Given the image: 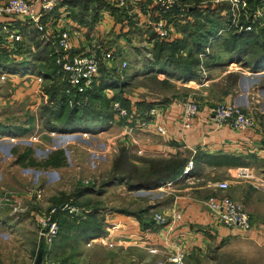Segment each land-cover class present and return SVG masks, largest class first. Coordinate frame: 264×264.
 <instances>
[{
	"label": "rangeland",
	"instance_id": "obj_1",
	"mask_svg": "<svg viewBox=\"0 0 264 264\" xmlns=\"http://www.w3.org/2000/svg\"><path fill=\"white\" fill-rule=\"evenodd\" d=\"M82 1L87 11L95 10L93 13L96 15L95 18L91 17L89 20L88 18L93 14L84 11L79 12L80 17L76 15L80 8L75 4V9L68 13L60 11L58 14L57 10L53 11L47 25L65 28L72 37L83 38L86 41L85 47L91 42L102 44L106 49L112 47L114 59L109 62V66L111 65L116 75L126 82L122 96L130 100L132 109L140 108L137 104L142 101L154 102L163 98H167L165 102L168 103L176 99L189 98L198 104L204 98H213L210 107L214 109L218 103L224 102L223 97L230 95L231 99L237 101L234 104L249 114L253 115V112H257L264 119V70L256 72L247 66L252 64L254 55L259 51L258 46L249 47V51L252 50L253 54L245 57L246 63L236 61L229 63V54L224 46V40L231 34L232 27L243 26L244 30L250 31L252 29L250 25L244 27L249 20L264 27V16L258 15L263 12L264 1L252 8L248 0H178L182 7L173 12L170 21L173 22L180 36H184L182 26H189L191 28L189 30H192L189 34L193 35L198 32L200 24L211 23L208 18L218 20L221 29L219 35L210 38L208 42L200 41L205 48L197 55L199 65L196 70L199 79L187 82L170 79L169 85L161 84V80H168L165 79L164 74H145L143 71L142 57L147 51L145 46H148L143 33L138 31L135 32V36L133 34L127 38L124 32L117 30V27L115 30L103 31L100 22L104 23L108 16L113 17L116 23L121 22L119 19L115 21L116 10H112L110 5H107L108 1ZM243 1L246 2L245 6ZM95 4L98 5L97 9L94 8ZM248 7L251 10L249 12ZM217 8H221L220 11ZM81 12L83 15L80 14ZM76 17L83 20V22L78 21V25L86 29L85 36L80 34L82 32L77 33L69 23ZM243 17L246 23L240 24ZM85 47H75V49L80 52ZM188 48L191 49L190 42ZM121 61L127 62V67L123 70L119 68ZM227 71L231 72L224 75ZM10 79L13 78L0 73V125L28 127L31 118H34V128L29 126L31 132L28 135L15 138L6 136L0 131V200L4 205L3 210L5 209L1 214H11L13 206H19L21 209L16 214H11L12 217L19 218L14 223V228L0 234V241H7L10 246L7 250L0 248V264H33L39 253L42 255L41 264H142V261L143 264L144 261L147 264H157L156 260L148 263L151 260L148 254L153 256L149 249L153 248L149 244L146 246L148 250L142 248V229L139 228V219L142 221V208H146L148 210L144 211V214L151 222L154 212H161L157 203L161 201L168 205L170 196L161 193L160 187L142 188L143 155L142 150L138 152L142 149V129L136 128L130 134L124 133L126 122L130 121H121L122 119L116 117L112 108L114 102H119L123 106L120 101L116 99L109 101V107L115 118L108 129L96 135L47 133L40 112L43 101L47 102V95L42 90V82L37 83L34 76L17 77L14 78V85L7 82ZM184 83H187V86L183 85ZM112 93L113 91H107V97L111 98ZM122 145L130 150L129 157L136 169L134 170V166L131 165L132 169L128 170L132 175H126L125 181L118 179L119 181L108 183L113 176V163ZM28 146L33 149L32 158L35 162H40L51 151L62 149L65 163L58 168L42 166L33 168L24 164L19 165L21 168L17 169L14 166L17 155L11 153L12 149L15 147V153L17 151L21 153ZM139 146L141 148H138ZM122 174L115 170L114 175ZM135 174L138 178H135ZM37 190L41 191L40 199L35 197L34 192ZM80 190L83 191L82 195L75 198ZM60 205L64 207H58ZM51 208H56V212L65 209L72 213V216L67 217V221L62 224H59L55 216L61 233L50 244H46L38 235L35 214L47 213ZM121 220L136 224V235L130 245H126L123 241H115L117 237L115 239L114 236L119 229L114 231L113 237L109 235L110 237L106 238L107 234H113L111 227L115 222L119 221L121 225H127ZM22 221L25 223L24 229L17 226V223ZM98 227L103 232L99 237L92 238V230ZM110 238L112 240H108ZM234 243L229 247L233 249H226L230 252L226 250L220 252V248L212 246L204 255L205 261L209 264H220L221 261H229L228 263L233 261L232 264H254L253 260L249 261L247 258L245 261L231 253V251L241 252L247 247L239 244L238 240ZM254 249L248 244L247 251L255 252Z\"/></svg>",
	"mask_w": 264,
	"mask_h": 264
},
{
	"label": "crops",
	"instance_id": "obj_2",
	"mask_svg": "<svg viewBox=\"0 0 264 264\" xmlns=\"http://www.w3.org/2000/svg\"><path fill=\"white\" fill-rule=\"evenodd\" d=\"M61 1L64 3H62L63 7L57 9L58 14H60V11L68 13V11L70 12L75 9V6L66 5V0ZM107 5L110 4L107 3ZM97 6L98 5L95 4L94 8L97 9ZM79 8L80 10L77 11L78 13L76 15L80 17L79 12L82 11V7L79 6ZM110 8H112V5H110ZM114 9L116 10L114 12L116 15L115 21L119 19L121 22L117 21V24L114 22L113 17L108 16L104 23L100 22V26L105 32L111 31V29L115 30L117 27V30L120 29V31L126 33L129 28L128 21L131 19L125 16L122 19L119 14L123 11L117 7H114ZM114 9L112 8V10ZM94 11L93 9L86 10V12H90L91 15ZM125 14L127 13L125 12ZM94 16L96 17V15L93 14V16H90L88 19L90 20L91 17ZM80 19L82 20V18L76 17L73 22L70 21L69 23L72 24V28L77 33L82 32L80 34L85 36L86 29H82L81 26L78 25V21L83 22V20L81 21ZM95 21H97V19ZM133 23L135 27L133 29L140 30L141 34L143 33V36L146 37L147 31L135 25V22ZM178 35V38L182 37L180 34ZM71 41L74 45V49L75 47H85L84 43H86V41H84L83 38L80 39L72 37L71 35ZM147 47H151V44H148ZM230 72L231 71H227L224 75ZM2 74H6V76L13 78L7 82L13 83L14 85V78L33 77L29 75ZM214 81H217V79H214ZM183 85L187 86V83ZM166 99L167 98H163L154 102L148 100L147 102L150 103L149 106L146 108L142 107L144 113L153 106L160 108L155 122L167 129V135L160 136L156 134L151 127L142 128V149H140L142 150V157L169 158L171 156L180 155L188 159L192 157L193 159L194 154L199 152L201 154H229L240 157L242 161L241 164L238 165L222 167L202 163L197 166V171H195L194 175L189 177L183 176L159 188L162 189L161 193L169 195L170 199L168 200V205L161 201L158 202L157 206L160 207L158 210L165 214L168 219L172 216L173 212H179L182 217L180 221L173 225L170 233H167L164 227L159 226H157L158 228L154 229V231H151L152 229H142V248L148 250L146 246L151 245V247L157 251V253H152L153 256L148 254L151 259L148 263L156 260L157 264H162L160 262L163 261L164 253L179 249L185 253L186 264H209L205 261L204 255L212 246L220 248V252H223L226 249H233L229 247L234 245V242L238 240L239 244L247 245V247L242 249L241 252L231 251L233 255L241 257L245 261H247V258L249 261L253 260L254 264H264V188L262 187L264 183V119L262 115L253 112L257 125L247 131H236L228 125L218 126L213 118V108L210 107L211 101L214 99L204 98L202 102H199V112L193 119L190 128L182 129L180 121L181 109L173 103L174 100L168 103L165 102ZM223 99L224 102H237L235 99H231L230 95H226ZM43 102L46 103L45 101ZM132 111L135 112L136 110L132 109ZM138 148L141 147L139 146ZM26 163L27 167H35L29 161ZM19 165L23 164L15 163L14 166L19 169L21 168ZM238 168H248L253 174L251 178L252 181L238 178L236 176ZM224 180H228L229 182V188L227 190H222L215 186L217 182ZM255 186H257V188ZM210 197H215L218 200L229 198L242 203L251 216L253 224L252 229L249 231H242L238 228H229L218 224L214 214L207 205V201ZM14 218L15 217H12L11 214H1L0 234L14 228V223L19 219ZM121 221L127 225H121L119 221L115 222L111 227L113 234H107L106 238L110 237L109 235L114 236V231L119 229L114 236L115 239L117 237V240L113 239V241H123L126 245H130L134 241L136 235V224L131 221ZM17 226L24 229L25 223L23 221L18 222ZM17 226H15L16 229H18ZM108 240H112V238ZM248 244L253 246V249L255 248V252L247 251ZM0 248L5 250L9 249V243L7 241H0ZM260 250L263 252L261 253ZM226 251L230 252L229 250ZM25 257L26 255H24V258ZM228 262L221 261L220 264H232L233 261H230V263ZM144 264H147V262L144 261Z\"/></svg>",
	"mask_w": 264,
	"mask_h": 264
},
{
	"label": "trees",
	"instance_id": "obj_3",
	"mask_svg": "<svg viewBox=\"0 0 264 264\" xmlns=\"http://www.w3.org/2000/svg\"><path fill=\"white\" fill-rule=\"evenodd\" d=\"M59 1L60 3L57 9L63 7L62 3L64 2L61 0ZM263 1L264 0H248V4L253 8L256 4L259 2L262 3ZM65 4L68 6H75V4H78L82 7V11L86 12L87 10L82 0H66ZM114 7L115 6L112 5L113 9ZM250 7H248V12L251 11ZM220 9L221 8H217L219 11ZM222 9H225V7H222ZM122 11L126 12L124 10ZM123 12L120 14L122 19L124 16L129 17L128 14H124ZM81 15H83V12H81ZM244 19L245 17H243V21L240 24L246 23ZM208 20L211 23H209V25L200 24L198 32L193 33V35L189 34L190 31L192 32V30H189L191 29L189 26H182L181 28L184 36L175 38L171 41L161 40L156 34L148 30L147 32L149 33L146 36V42L151 44V47L145 46L147 51H145L142 57L144 65L143 71L145 74H164L166 77L165 79L168 80H161V84L167 85L170 84V79L183 82L191 80L197 81L199 79V73L196 70L199 65L197 55L200 51H204L205 48L200 41L204 40L208 42L210 38L218 36L221 29L218 20H214V18H208ZM128 24L129 28L125 33L127 38L135 32L140 31L133 29L135 27L132 19L128 21ZM244 25V27L250 25L252 29L247 31L243 29V26L232 27L231 34L224 40L225 51L229 54L228 62L236 61L246 63L245 57L253 54L252 50L249 51V47L255 48L257 45L259 51L254 55L252 64L247 66L256 72L263 71L264 27H260L257 22L254 23L252 20H249ZM200 29L203 32H201ZM21 32L23 40L15 42L12 48L0 43V71L1 73L20 76L35 74L42 76V90L47 95V102L42 104L40 112L47 133L55 132L63 135L78 134L80 136L82 133L96 135L97 133L105 131L111 126V121L115 118L113 111L109 107V101L114 99L119 100L130 115L136 118L134 121L129 122L130 125H136V120L144 118L142 107L146 108L150 103L147 101L138 103L137 106L139 105L140 108L137 107L136 111L133 112L132 106L129 104L130 100L128 101L122 96L123 89L126 87V82L116 75L115 69L111 67V65L106 66L101 62L99 65L100 76L97 82L85 94H78L65 81L64 76L58 72L59 69L51 56L52 50H50V44L38 40L34 32L27 34L25 26H21ZM189 42L191 43V49L188 48ZM75 52L78 53L79 50L75 49ZM107 91H113L111 98L107 97ZM122 120L126 122L124 119ZM33 122L34 118H31L28 127L0 125V131L4 133V135L12 138L26 136L31 132L30 128H34ZM47 137L49 136L47 135ZM14 148L11 153L17 155L15 163L27 165L26 162L29 161L33 166H42L44 168H58L65 163L62 149L51 151L45 158L43 157L40 162H35V159L32 158L33 149L31 146L25 148L21 153L18 151L15 153L16 150ZM129 151L130 150L125 145L120 146L119 153L116 157L117 159L113 163V176H111L110 182L108 183H113L116 180L119 181L118 179L125 181L126 178L124 177L126 175H132L131 171L128 170L129 168L132 169ZM187 161L188 158L180 155L171 156L169 158L142 157V188H158L168 182L182 178L183 176L189 177L194 175L195 171H197V166L202 163L222 167L241 164L242 159L223 153L201 154L196 152L193 156L194 168L187 175H184L183 170ZM132 166H134L133 169L135 170V165ZM115 170L123 174L116 176L114 175ZM135 178H138L136 174ZM82 192L83 191L80 190L78 195L75 194V198L82 195ZM62 205L58 207H64ZM146 210L148 209L142 208V221L139 219V228L143 230L152 229L151 231H154V229L158 228V225L155 224L153 219L151 222L146 219V215L144 214ZM70 215L72 216V213H69L67 210L59 209L54 216L58 218L59 224H62L67 221V217H70ZM89 226L88 224V227ZM92 231V238L99 237L103 232L100 227L94 228ZM60 233L61 228H59L57 237Z\"/></svg>",
	"mask_w": 264,
	"mask_h": 264
},
{
	"label": "built area",
	"instance_id": "obj_4",
	"mask_svg": "<svg viewBox=\"0 0 264 264\" xmlns=\"http://www.w3.org/2000/svg\"><path fill=\"white\" fill-rule=\"evenodd\" d=\"M97 1H108L110 5L126 11L129 18L135 22V25L145 31H152L161 40L171 41L179 36L175 25L170 21V16L173 12L180 10V7H182L178 0ZM59 3V0H35L31 2L28 0H0V43L12 48L15 42L23 40L21 26H25L27 34L34 32L38 40L50 44L49 46L52 48L51 56L59 69L58 72L64 76L65 81L76 93L85 94L94 86L100 76V63L102 62L106 66L109 65V62L114 59V51L104 48L102 44L91 42L85 49L76 53L67 29L47 25L51 13L57 10ZM243 4L245 6L246 2L243 1ZM262 11V13L258 14L259 16H264V7H262ZM53 21L56 22L57 20ZM126 67L127 62L121 61L120 70ZM29 76H34L39 84L43 81L40 75ZM1 78L3 79V76ZM173 103L181 109L180 121L182 129L190 128L193 119L199 112V104L189 98L176 99ZM112 108L119 119L130 122L136 119L119 102H114ZM159 109L156 106L148 109L144 113L143 119L136 120V125L126 123L127 125L124 127L125 134H130L136 128L151 127L156 134L166 136L167 129L155 122ZM213 118L218 126L228 125L240 132L250 130L257 125L256 119L252 114L244 111L238 105L228 102L218 103L214 107ZM86 134L88 133H82V135ZM138 152L140 153L141 150L139 149ZM193 167L194 162L192 157H190L184 167V175H187ZM236 176L238 178L251 179L253 174L248 168H238ZM215 186L226 190L229 188V182L226 180L220 181ZM262 187H264V183ZM34 194L36 199H40L42 196L40 190H37ZM207 205L216 217L218 224L229 228H238L242 231L252 229L251 216L242 203L229 198L218 200L215 197H210ZM3 206L0 200V216ZM18 210H21L19 206H13L11 214H16ZM71 211H74V209H71ZM55 212L56 208H51L47 213L35 214L38 235L46 244H50L59 231V226L54 216ZM181 217L179 212H173L169 219L161 212H154L153 214L155 224L159 227H164L167 233L172 231L173 225L180 221ZM109 245L112 246V244ZM150 251L151 253H157L156 249H150ZM160 263L186 264L185 253L179 249L164 253L163 261Z\"/></svg>",
	"mask_w": 264,
	"mask_h": 264
},
{
	"label": "water",
	"instance_id": "obj_5",
	"mask_svg": "<svg viewBox=\"0 0 264 264\" xmlns=\"http://www.w3.org/2000/svg\"><path fill=\"white\" fill-rule=\"evenodd\" d=\"M41 261H42V255L41 253H39L33 264H41Z\"/></svg>",
	"mask_w": 264,
	"mask_h": 264
}]
</instances>
